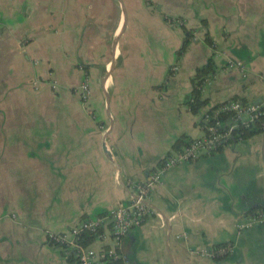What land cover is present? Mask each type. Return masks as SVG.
Returning <instances> with one entry per match:
<instances>
[{
  "label": "crops",
  "instance_id": "crops-1",
  "mask_svg": "<svg viewBox=\"0 0 264 264\" xmlns=\"http://www.w3.org/2000/svg\"><path fill=\"white\" fill-rule=\"evenodd\" d=\"M211 56L194 113L191 78ZM48 80L61 96L86 80L90 107L40 109ZM230 99L264 100V0H0V264H77L47 232L128 205L127 182L201 137L200 114ZM146 206L122 241L129 264H264V220L242 226L264 216V130L177 163ZM104 227L85 246L111 247ZM222 244L233 252L220 259L191 252Z\"/></svg>",
  "mask_w": 264,
  "mask_h": 264
},
{
  "label": "built area",
  "instance_id": "built-area-1",
  "mask_svg": "<svg viewBox=\"0 0 264 264\" xmlns=\"http://www.w3.org/2000/svg\"><path fill=\"white\" fill-rule=\"evenodd\" d=\"M172 23L181 24L180 20L173 18ZM228 67H236L243 70L241 61H230ZM178 66H172L174 72ZM209 82L206 79L205 84ZM53 87L55 82H52ZM82 96L86 97L89 93L88 82L85 80L78 87ZM229 116L220 118L222 114ZM203 120L201 125L204 134L196 139L188 141L181 150L170 155L160 162L153 169L149 178L143 182L128 181L127 185L132 191V200L126 206H120L109 211L103 216L81 221L78 225L71 228L66 233L47 232V239L50 243L63 248H72L75 253L77 264H129L127 255L122 251L123 238L129 231L139 226L147 214L146 201L149 192L155 183L159 182L161 176L171 167L183 161H191L202 155L217 151L221 146L230 142L234 130L239 127H249L255 119L264 116V100L259 103L245 102L239 99H230L218 104L208 114L202 112ZM264 128V123H262ZM264 220L263 214H258L242 226H251ZM104 221H108V228L111 231L112 246L99 250L87 247L79 243L81 235L85 232L93 233L95 239L105 237ZM192 253L212 259H220L233 252V246L222 244L209 248L191 250Z\"/></svg>",
  "mask_w": 264,
  "mask_h": 264
},
{
  "label": "trees",
  "instance_id": "trees-1",
  "mask_svg": "<svg viewBox=\"0 0 264 264\" xmlns=\"http://www.w3.org/2000/svg\"><path fill=\"white\" fill-rule=\"evenodd\" d=\"M185 32V37L183 39L181 47L177 51V57L179 58L182 53L185 51L188 43L192 39V30L183 27ZM205 41L207 44L212 45V41L209 39L208 35L205 36ZM214 74V61L212 56L209 57L206 62L197 67L191 78L192 89L185 99V103L189 106L190 110L194 113H199L201 109L206 104V100L201 99L202 88L205 85L206 79H210ZM214 105L206 110L208 114L212 113V110L217 107ZM229 116L227 113L221 115L220 118H225ZM201 121L203 120V114H200ZM262 123H264V116H261L258 119H255L254 122L249 127H239L237 130H234L230 142L244 139L248 136H251L257 132L263 131ZM179 143V141H177ZM95 236L93 233L85 232L81 235L79 243L86 245L90 241L94 240Z\"/></svg>",
  "mask_w": 264,
  "mask_h": 264
},
{
  "label": "rangeland",
  "instance_id": "rangeland-1",
  "mask_svg": "<svg viewBox=\"0 0 264 264\" xmlns=\"http://www.w3.org/2000/svg\"><path fill=\"white\" fill-rule=\"evenodd\" d=\"M52 80H48L47 91L43 96H37L38 99L34 98V103H38V107L42 110H59V109H76V108H88V97L89 93L86 97L82 96L79 92L78 87L82 84L67 88V92L72 96H61V85L55 81L54 87L51 82ZM89 86V84H88ZM52 94V95H51ZM49 95V96H45ZM31 100H29V104H25V107L30 106ZM35 107V106H34Z\"/></svg>",
  "mask_w": 264,
  "mask_h": 264
},
{
  "label": "water",
  "instance_id": "water-1",
  "mask_svg": "<svg viewBox=\"0 0 264 264\" xmlns=\"http://www.w3.org/2000/svg\"><path fill=\"white\" fill-rule=\"evenodd\" d=\"M256 103H258V102H256Z\"/></svg>",
  "mask_w": 264,
  "mask_h": 264
}]
</instances>
